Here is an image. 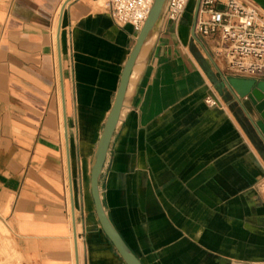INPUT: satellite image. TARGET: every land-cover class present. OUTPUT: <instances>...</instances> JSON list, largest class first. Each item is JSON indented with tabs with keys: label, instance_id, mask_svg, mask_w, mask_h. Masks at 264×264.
<instances>
[{
	"label": "crops",
	"instance_id": "1",
	"mask_svg": "<svg viewBox=\"0 0 264 264\" xmlns=\"http://www.w3.org/2000/svg\"><path fill=\"white\" fill-rule=\"evenodd\" d=\"M63 2L0 0V217L26 264H75L55 30ZM95 2L70 0L59 37L78 261L125 264L97 220L89 175L138 30ZM195 4L176 23L162 17L140 50L99 178L102 205L142 264H264V158L201 66ZM200 41L229 76L220 42ZM211 91L218 106L204 102Z\"/></svg>",
	"mask_w": 264,
	"mask_h": 264
},
{
	"label": "water",
	"instance_id": "2",
	"mask_svg": "<svg viewBox=\"0 0 264 264\" xmlns=\"http://www.w3.org/2000/svg\"><path fill=\"white\" fill-rule=\"evenodd\" d=\"M166 0H153L147 18L145 19L143 25L141 26L135 42L130 50V53L123 66L119 85L116 91L115 99L111 105L108 115L105 119L101 134L98 138L92 161L90 167L89 175V189L93 200V205L97 220L100 224L101 229L110 240L122 260L125 264H142L137 256L130 250V248L123 241L118 231L110 222L101 200V193L99 189V178L105 162L107 150L114 133L115 127L118 123L120 112L123 106L124 95L128 85L129 76L131 74L132 68L136 62L139 55L141 47L146 42V40L151 36L157 23L163 17L161 7ZM260 7L264 8V0H252ZM199 0H196V4L193 11V24L191 29L192 39L197 42L203 49L208 60H204L201 64L205 73L209 76L211 83L215 91L222 97L224 101H230L231 99L237 103L240 110L243 112L246 122L241 123L243 129L248 133V125L253 130L256 137L251 141L255 147L259 150L264 158V80L256 81L253 78H240L234 76H224L220 73L216 67L214 60L208 51L203 47L202 42L196 36L194 32V22L197 12V7ZM63 7L61 9L58 28H57V50L59 59V72H60V82H61V95H62V107H63V122H64V138L66 143L67 152V164H68V179H69V192H70V210L73 225V238H74V249H75V261L78 264V253H77V243H76V221L74 213V201L72 196V186H71V174H70V160H69V148H68V135H67V121L65 115V105L63 96V77H62V67H61V53H60V26L62 19ZM211 67H214L219 77L213 74ZM241 99H248L250 102L253 112L257 116L254 120L251 114L243 105ZM251 136V135H250ZM251 138H253L251 136Z\"/></svg>",
	"mask_w": 264,
	"mask_h": 264
},
{
	"label": "built area",
	"instance_id": "3",
	"mask_svg": "<svg viewBox=\"0 0 264 264\" xmlns=\"http://www.w3.org/2000/svg\"><path fill=\"white\" fill-rule=\"evenodd\" d=\"M153 0H105L104 9L118 25H143ZM189 0H166L163 17L178 22ZM194 32L200 38L217 39L229 76L264 80V8L252 0H199ZM204 102L218 106L210 92Z\"/></svg>",
	"mask_w": 264,
	"mask_h": 264
},
{
	"label": "rangeland",
	"instance_id": "4",
	"mask_svg": "<svg viewBox=\"0 0 264 264\" xmlns=\"http://www.w3.org/2000/svg\"><path fill=\"white\" fill-rule=\"evenodd\" d=\"M105 0H96L95 5L104 9ZM194 1V0H192ZM165 5L162 7L164 10ZM197 49L201 52L206 60V54L200 45L195 42ZM0 264H26L25 258L22 256L17 239L11 227L0 217Z\"/></svg>",
	"mask_w": 264,
	"mask_h": 264
},
{
	"label": "bare ground",
	"instance_id": "5",
	"mask_svg": "<svg viewBox=\"0 0 264 264\" xmlns=\"http://www.w3.org/2000/svg\"><path fill=\"white\" fill-rule=\"evenodd\" d=\"M70 0H64V2L62 3V5L61 6H59V8H58V10H57V13H56V22H55V26H57V28H58V23H59V18H60V13H61V9H62V7H63V10H64V8L66 7V5L68 4V2H69ZM166 4V1L162 4V7H163V5H165ZM162 7H161V11H162ZM63 14V13H62ZM62 20V19H61ZM57 28L55 29L56 30V39H57ZM60 29H61V26H60ZM139 30L140 29H138V32H139ZM138 32H137V34H138ZM136 37H137V35H136ZM148 40V39H147ZM146 40V41H147ZM146 43V42H145ZM144 43V44H145ZM143 44V45H144ZM143 47V46H142ZM141 47V48H142ZM140 53V52H139ZM139 56V55H138ZM138 58V57H137ZM137 60V59H136ZM68 135V134H67ZM100 136V135H99ZM98 141V140H97ZM68 148H69V146H68ZM70 174H71V171H70ZM68 184H69V181H68ZM71 186H72V181H71ZM74 194H73V190H72V196H73ZM69 198H70V192H69ZM73 201H74V196H73ZM74 211H75V206H74ZM75 213V212H74ZM75 233H76V243H77V253L79 254V239H78V230H77V226H76V228H75ZM71 234H72V229H71ZM72 238V237H71ZM72 242V241H71ZM73 243V242H72ZM73 247V246H72ZM74 252V251H73ZM75 254V253H74ZM79 260V259H78ZM80 261V260H79ZM79 261H78V264H79ZM75 264H76V261L74 262Z\"/></svg>",
	"mask_w": 264,
	"mask_h": 264
}]
</instances>
